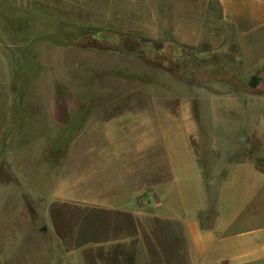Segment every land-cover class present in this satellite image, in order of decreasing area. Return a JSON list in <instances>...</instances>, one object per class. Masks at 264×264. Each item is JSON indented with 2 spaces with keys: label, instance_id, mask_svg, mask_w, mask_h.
Segmentation results:
<instances>
[{
  "label": "rangeland",
  "instance_id": "obj_1",
  "mask_svg": "<svg viewBox=\"0 0 264 264\" xmlns=\"http://www.w3.org/2000/svg\"><path fill=\"white\" fill-rule=\"evenodd\" d=\"M191 7L192 0H0L3 234L19 240L27 229L70 227L59 214L79 211L61 199L73 182L88 181L87 195L121 194L106 184L125 181L136 149L145 150L140 206L155 201L156 181L175 176V155L192 154L211 213L234 191L224 183L236 167L256 163L264 174V75H240L208 26L217 10ZM191 19L200 26H187ZM88 33L103 45L129 35L154 48L135 57L77 47ZM117 118L144 126L145 136L111 139L105 122ZM113 149L124 151L117 157Z\"/></svg>",
  "mask_w": 264,
  "mask_h": 264
},
{
  "label": "crops",
  "instance_id": "obj_2",
  "mask_svg": "<svg viewBox=\"0 0 264 264\" xmlns=\"http://www.w3.org/2000/svg\"><path fill=\"white\" fill-rule=\"evenodd\" d=\"M191 10H217L208 26H216L218 43L234 56L233 67L240 75H264V0H192ZM186 25L200 26L193 19ZM105 124L111 139L128 132L145 136L144 126H131L122 118ZM123 151L113 149L111 154L120 157ZM186 156L175 155L182 157L173 164L175 176L156 181L159 194L144 206V149L133 150L125 181L106 184L123 189L121 194L87 195L88 181H74L71 197L61 199L79 211L59 214L73 221L70 227L27 229L19 240L0 229V264H264V195L259 194L264 192V174L256 163L236 167L224 183L234 191L220 196L211 213L212 201L201 195L192 154ZM119 172H124L121 167Z\"/></svg>",
  "mask_w": 264,
  "mask_h": 264
},
{
  "label": "trees",
  "instance_id": "obj_3",
  "mask_svg": "<svg viewBox=\"0 0 264 264\" xmlns=\"http://www.w3.org/2000/svg\"><path fill=\"white\" fill-rule=\"evenodd\" d=\"M114 40L113 43L110 45H103L98 43L97 39L89 35L83 37L81 40L76 42V46L79 48H92L97 50H105V51H112L121 53L128 56H135L139 57L140 55L144 54V48L150 47L151 49L154 48L153 42H150L146 39L134 38L132 36L126 35H113ZM181 56L183 55V51H180ZM179 59H182L181 57ZM260 83V80L256 77L252 81V86H257Z\"/></svg>",
  "mask_w": 264,
  "mask_h": 264
},
{
  "label": "water",
  "instance_id": "obj_4",
  "mask_svg": "<svg viewBox=\"0 0 264 264\" xmlns=\"http://www.w3.org/2000/svg\"><path fill=\"white\" fill-rule=\"evenodd\" d=\"M42 230L47 231V226H44Z\"/></svg>",
  "mask_w": 264,
  "mask_h": 264
}]
</instances>
